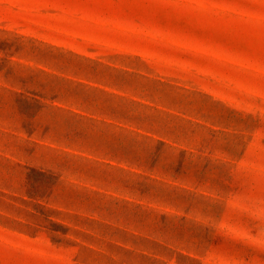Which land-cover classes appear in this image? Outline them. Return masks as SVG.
<instances>
[{
	"label": "rangeland",
	"instance_id": "374dc122",
	"mask_svg": "<svg viewBox=\"0 0 264 264\" xmlns=\"http://www.w3.org/2000/svg\"><path fill=\"white\" fill-rule=\"evenodd\" d=\"M0 264H264V0H0Z\"/></svg>",
	"mask_w": 264,
	"mask_h": 264
}]
</instances>
